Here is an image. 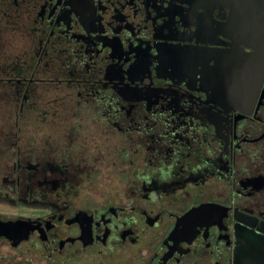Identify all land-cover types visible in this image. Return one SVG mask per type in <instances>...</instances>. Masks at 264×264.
I'll use <instances>...</instances> for the list:
<instances>
[{
  "label": "flooded vegetation",
  "instance_id": "1",
  "mask_svg": "<svg viewBox=\"0 0 264 264\" xmlns=\"http://www.w3.org/2000/svg\"><path fill=\"white\" fill-rule=\"evenodd\" d=\"M244 1L0 0V132L52 133L9 141L0 200L35 213L0 216V264H264V34Z\"/></svg>",
  "mask_w": 264,
  "mask_h": 264
},
{
  "label": "rangeland",
  "instance_id": "2",
  "mask_svg": "<svg viewBox=\"0 0 264 264\" xmlns=\"http://www.w3.org/2000/svg\"><path fill=\"white\" fill-rule=\"evenodd\" d=\"M52 90L54 91V89H52ZM52 93H53V96L54 95L60 96V94L65 93V91H57L56 90ZM2 102H4V101L2 100ZM4 103L6 104V102H4ZM7 106H8V104H7ZM16 118H17L16 116L11 117V119H16ZM19 118L21 119V125L22 126H20V127L18 126V127L22 129L21 133H20V131H18L19 128L9 126V123H6L7 125L5 127L2 126L5 130L10 129L11 133L4 136L3 133L0 132V153L2 154L3 152H5V159H3V158L0 159V167H1V165H5V164L7 165L9 163V161L13 160L12 158H10L11 153H9V152L13 151V149H11L12 146L9 145L10 144L9 141L15 142L16 140H18V142L22 146V149H29L31 147V145L32 146L35 145V146H38L41 148L43 146V144L45 143V141L50 138V135H52L51 131H49L47 129V127H45L43 125V122H38L37 125L39 127L37 128V130H35V127H30V124H29L30 119H22V117H19ZM28 118H30V117H28ZM71 119H73V118H71ZM49 132H50V135H49V138H47ZM19 134H22L21 135L22 138L21 137L19 138V136H20ZM36 134H38V135H36ZM53 134L55 135V133H53ZM56 134H58V139H60L59 136L62 137L65 133L60 131ZM32 138H34L35 140L32 141V144H31ZM11 156H13V155H11ZM1 170H2V168H1ZM33 213H35V212L29 207H23V206L19 207V206H16L10 202L0 200V216H10V217H19L20 215L31 216V215H33ZM1 249H0V251L3 252L5 254V256H6V254H9L7 246L6 247L3 246Z\"/></svg>",
  "mask_w": 264,
  "mask_h": 264
},
{
  "label": "water",
  "instance_id": "3",
  "mask_svg": "<svg viewBox=\"0 0 264 264\" xmlns=\"http://www.w3.org/2000/svg\"><path fill=\"white\" fill-rule=\"evenodd\" d=\"M240 8L245 12L244 15L251 16V17H256L258 18V21L260 22L261 18V23H262V33L264 34V0H245L244 4L240 5ZM245 8V9H243ZM260 15V17H259ZM255 38V36L253 37ZM254 45V44H252ZM262 46L264 47V39L262 38ZM263 51V52H262ZM261 52H251L249 53L250 60L258 59L264 61V50ZM214 55H221L220 53H216L214 51ZM217 59V58H216ZM214 73L211 77L210 80L213 82L212 86L216 87L217 89L223 86L218 85V82L221 80L220 75H215ZM238 84V83H237ZM235 85L234 87H237L238 85ZM215 89V88H214ZM237 101V103H240V101H243L241 99L234 100ZM2 235V234H1Z\"/></svg>",
  "mask_w": 264,
  "mask_h": 264
}]
</instances>
